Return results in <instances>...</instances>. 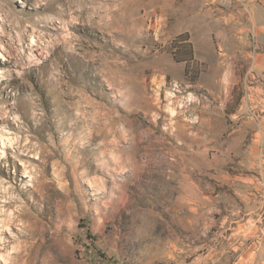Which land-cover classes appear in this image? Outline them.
Segmentation results:
<instances>
[{
  "label": "rangeland",
  "instance_id": "rangeland-1",
  "mask_svg": "<svg viewBox=\"0 0 264 264\" xmlns=\"http://www.w3.org/2000/svg\"><path fill=\"white\" fill-rule=\"evenodd\" d=\"M0 252L264 264V0H0Z\"/></svg>",
  "mask_w": 264,
  "mask_h": 264
},
{
  "label": "bare ground",
  "instance_id": "bare-ground-1",
  "mask_svg": "<svg viewBox=\"0 0 264 264\" xmlns=\"http://www.w3.org/2000/svg\"><path fill=\"white\" fill-rule=\"evenodd\" d=\"M173 102H175V101H173ZM153 105V104H152ZM5 143H3V145H4ZM0 258H2V260H4L5 262H6V264H8V258L7 257H5L1 252H0Z\"/></svg>",
  "mask_w": 264,
  "mask_h": 264
},
{
  "label": "trees",
  "instance_id": "trees-1",
  "mask_svg": "<svg viewBox=\"0 0 264 264\" xmlns=\"http://www.w3.org/2000/svg\"><path fill=\"white\" fill-rule=\"evenodd\" d=\"M186 47L190 49V47H191V46H190V45H188V46H186Z\"/></svg>",
  "mask_w": 264,
  "mask_h": 264
}]
</instances>
